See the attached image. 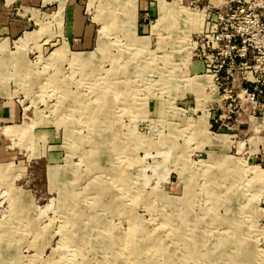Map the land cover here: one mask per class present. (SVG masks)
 I'll return each instance as SVG.
<instances>
[{"label": "rangeland", "instance_id": "rangeland-1", "mask_svg": "<svg viewBox=\"0 0 264 264\" xmlns=\"http://www.w3.org/2000/svg\"><path fill=\"white\" fill-rule=\"evenodd\" d=\"M220 1L0 0V264H264V90L192 34Z\"/></svg>", "mask_w": 264, "mask_h": 264}, {"label": "built area", "instance_id": "built-area-1", "mask_svg": "<svg viewBox=\"0 0 264 264\" xmlns=\"http://www.w3.org/2000/svg\"><path fill=\"white\" fill-rule=\"evenodd\" d=\"M204 23L193 37L206 40L202 54L210 58L207 71L232 75L234 68L240 69L241 91L252 101L258 98L264 90V0L212 3Z\"/></svg>", "mask_w": 264, "mask_h": 264}, {"label": "crops", "instance_id": "crops-1", "mask_svg": "<svg viewBox=\"0 0 264 264\" xmlns=\"http://www.w3.org/2000/svg\"><path fill=\"white\" fill-rule=\"evenodd\" d=\"M13 0H4V2L7 4H10ZM74 7V6H73ZM161 7V5H160ZM75 8L78 9V5L75 6ZM162 8V7H161ZM148 17H138L136 19V22L133 24V30L132 32L138 36V34L140 33H145L147 31V26H150V23L148 22ZM158 21V20H157ZM16 21H14L13 23H15ZM81 22H79L77 19H75L74 21H70L69 22V27H71L73 29L74 32H76V34H79V28H80ZM201 30V26H199V29H193V36L199 32ZM79 53V52H78ZM202 68L199 67V70H201ZM197 79H199V81L203 78V76H197ZM204 79V78H203ZM202 79V80H203Z\"/></svg>", "mask_w": 264, "mask_h": 264}, {"label": "bare ground", "instance_id": "bare-ground-1", "mask_svg": "<svg viewBox=\"0 0 264 264\" xmlns=\"http://www.w3.org/2000/svg\"><path fill=\"white\" fill-rule=\"evenodd\" d=\"M162 8H163V10L165 9L164 6H163ZM168 9H169V8H167V10H168ZM168 11H169V10H168ZM168 11H167V12H168ZM194 19H195V22H197V21H196L197 18H194ZM74 56H75V58H76V57L79 58L80 54H74ZM207 81H208L207 79H206V80L204 79V80H203V83H207ZM98 109H99V108H98ZM97 111H98V110H97ZM101 113H102V112H101ZM96 115H97V114H96ZM159 161H160V160H159ZM100 187H101V185H100ZM109 192H110V191H109ZM104 194H105V193H104ZM97 223H98V222H97ZM105 227H106V226H105ZM77 234H78V233H77ZM107 234H108V233H107ZM66 235H67V233H66ZM66 237H67V236H66ZM107 237H108V236H107ZM78 238H79V237H78ZM114 238H115V237H114ZM74 242H75V241H74ZM150 244H151V243H150ZM64 245H65V244H64ZM204 245H205V244H204ZM246 246H247V245H246ZM196 247H197V246H196ZM226 248H227V247H226ZM146 249H147V248H146ZM193 250H194V249H193ZM243 250H244V249H243ZM134 252H135V251H134ZM69 253H70V252H69ZM151 253H152V252H151ZM152 255H153V254H152ZM68 256H69V255H68ZM251 256H252V255H251ZM119 257H120V256H119ZM243 257H244V256H243ZM245 258H246V257H245ZM253 259H254V258H253ZM227 260H228V259H227ZM4 261H5V260H4ZM2 264H3V263H2ZM231 264H232V263H231ZM247 264H248V263H247ZM250 264H251V263H250Z\"/></svg>", "mask_w": 264, "mask_h": 264}]
</instances>
